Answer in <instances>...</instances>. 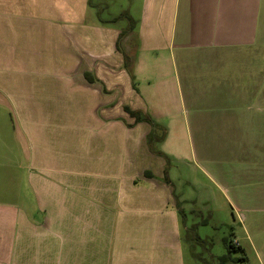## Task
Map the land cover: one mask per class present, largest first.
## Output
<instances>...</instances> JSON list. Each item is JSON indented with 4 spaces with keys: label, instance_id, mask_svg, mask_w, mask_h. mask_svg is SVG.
<instances>
[{
    "label": "crops",
    "instance_id": "crops-1",
    "mask_svg": "<svg viewBox=\"0 0 264 264\" xmlns=\"http://www.w3.org/2000/svg\"><path fill=\"white\" fill-rule=\"evenodd\" d=\"M108 1L0 0V264H189L207 134L264 264V0Z\"/></svg>",
    "mask_w": 264,
    "mask_h": 264
},
{
    "label": "rangeland",
    "instance_id": "rangeland-1",
    "mask_svg": "<svg viewBox=\"0 0 264 264\" xmlns=\"http://www.w3.org/2000/svg\"><path fill=\"white\" fill-rule=\"evenodd\" d=\"M137 3L138 1L136 0L108 1L109 6L102 8L101 13L119 17L121 13L128 12L131 9V5L136 7ZM119 22V25L123 27L129 25L126 19H121ZM214 137L212 134L193 135L198 154V156L194 154L196 174L203 176V182L199 181L203 200L201 202L194 200L185 206L186 209L182 208L183 211L181 210L182 215H184L183 212L186 213L184 218L182 217V223L186 224L189 229L188 233L184 234L188 244L186 251L189 256V264H221L219 256L227 251L224 243L225 239L240 243L243 251L235 250L232 252V256L245 255L247 260L240 262L228 261L224 264H261L256 249L261 251L262 233L260 230H255L253 222H250L251 219L256 218L254 216L256 206L253 205V200L235 199L229 193L226 195L221 192L223 187H227V185V190L229 189L230 184L225 182L232 172V166H229L231 157L229 152L225 153V155L224 153H219V158L217 157V162L215 161L213 156L217 152L212 147ZM199 141H204L205 150L199 149ZM219 159H222V161ZM223 160L226 163L223 164ZM215 166L219 167L217 170L222 173V178L219 174L215 176ZM202 172L216 177V182L220 185L221 190H218L219 186H215ZM196 174L193 175L197 176ZM191 188L189 189L190 193L193 189ZM217 194L218 196L213 199V195ZM192 196L190 195V197ZM246 201L247 203H252L253 206L249 207ZM193 209L195 211L191 213ZM202 220H205L206 223H203ZM246 228L250 237L246 232ZM192 235H198V238L193 237L191 239Z\"/></svg>",
    "mask_w": 264,
    "mask_h": 264
},
{
    "label": "trees",
    "instance_id": "trees-1",
    "mask_svg": "<svg viewBox=\"0 0 264 264\" xmlns=\"http://www.w3.org/2000/svg\"><path fill=\"white\" fill-rule=\"evenodd\" d=\"M127 19H129L130 23L128 25V28L124 29V31H122V35L128 33L129 31H131L133 29V20L131 17L126 16ZM117 19V18H116ZM127 64V61H126ZM131 114H133L135 116V119L137 121L140 120H147L150 121L152 123V131L150 132V134L148 135V142L150 143V146L152 147V145L158 141H160L161 139L164 138V136L166 135V131H163V133H160L159 135L156 134L157 129H161L159 128V126L157 124H155L153 122V120L150 118V116H148L147 114H143L142 112H137V111H133L130 109H127ZM162 132V130H161ZM198 238V235H192V238ZM224 243L226 245V253L222 254L219 256V261L221 264H224L228 261H234V262H240V261H246L247 258L245 255H239V256H232V252L235 250H239V251H243L242 246L239 243H236V241L234 240H228L225 239Z\"/></svg>",
    "mask_w": 264,
    "mask_h": 264
}]
</instances>
